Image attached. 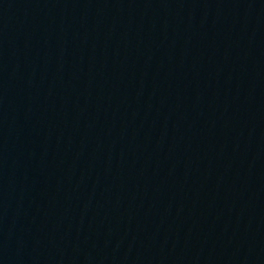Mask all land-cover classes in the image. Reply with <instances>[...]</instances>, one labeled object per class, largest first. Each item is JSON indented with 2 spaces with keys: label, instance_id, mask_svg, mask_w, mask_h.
<instances>
[{
  "label": "water",
  "instance_id": "water-1",
  "mask_svg": "<svg viewBox=\"0 0 264 264\" xmlns=\"http://www.w3.org/2000/svg\"><path fill=\"white\" fill-rule=\"evenodd\" d=\"M0 264H264V0H0Z\"/></svg>",
  "mask_w": 264,
  "mask_h": 264
}]
</instances>
